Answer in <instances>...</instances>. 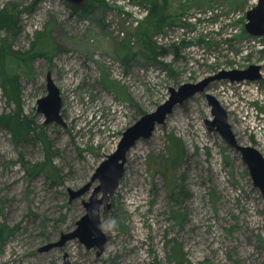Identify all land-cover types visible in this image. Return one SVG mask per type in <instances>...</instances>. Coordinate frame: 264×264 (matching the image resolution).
I'll return each instance as SVG.
<instances>
[{"label":"rangeland","instance_id":"obj_1","mask_svg":"<svg viewBox=\"0 0 264 264\" xmlns=\"http://www.w3.org/2000/svg\"><path fill=\"white\" fill-rule=\"evenodd\" d=\"M96 2L79 15L63 0H0V115L20 111L34 132L16 142L0 126V264H63L65 254L71 264H264V197L240 154L207 129L204 92L175 105L129 149L111 208L100 209V254L78 238L40 250L76 227L99 182L72 200L68 190L90 181L123 131L170 87L261 65L259 80H215L205 91L226 108L237 141L264 156V36L244 27L257 0ZM46 37L53 50L33 59V76L21 74L17 100H8L3 75L16 65L7 67L6 45L26 53ZM119 50L134 56L124 64ZM49 71L65 124H45L37 110ZM50 162L56 171L47 176Z\"/></svg>","mask_w":264,"mask_h":264},{"label":"water","instance_id":"obj_2","mask_svg":"<svg viewBox=\"0 0 264 264\" xmlns=\"http://www.w3.org/2000/svg\"><path fill=\"white\" fill-rule=\"evenodd\" d=\"M67 1L80 5L85 0ZM244 27L245 31L252 36H264V0H257L255 5L247 10ZM260 69L261 65L259 64H251L244 69H223L197 82L182 83L177 88L170 87L169 96L163 103L159 104L154 111L142 115L134 124L123 131L116 149L108 154L96 167L90 181L77 190H68L70 200H72L86 193L95 180L99 182L91 192L88 200H82L85 213L76 221V227L69 232L62 233L58 241L50 242L41 247L40 250L45 251L53 247L62 246L67 240L78 238L88 248L95 245L98 248L97 254H100L106 240V236L101 230L100 209L101 207L104 210L111 208L110 197L114 194L123 175L124 164L129 149L139 138L148 137L156 124L163 123L175 105L182 104L186 99L197 93L204 92L207 104L210 107L212 116L205 119L207 129L209 131H217L225 143L240 154L254 186L259 189L261 195L264 197L263 154L256 147L243 145L237 141L229 123L226 108L213 94L205 91L208 84L215 80L224 79L232 83L244 80H258L261 77ZM46 87L47 94L37 100V110L44 114L45 124L52 121L65 124L60 113L62 106L60 90L52 79L50 71L46 74ZM63 260V264H71L66 254Z\"/></svg>","mask_w":264,"mask_h":264},{"label":"trees","instance_id":"obj_3","mask_svg":"<svg viewBox=\"0 0 264 264\" xmlns=\"http://www.w3.org/2000/svg\"><path fill=\"white\" fill-rule=\"evenodd\" d=\"M67 6L69 7L70 11L72 14H79V15H86V14H92L95 10L96 7H98L100 4L98 2H96V0H85L82 4L78 5L75 4L73 2L67 1V0H63ZM7 17L2 15V23L7 21ZM15 21L10 22L7 25V32L9 34V36H14L16 33L15 28ZM44 36H46L44 34ZM44 36L42 38H44ZM40 39V40H44V39ZM44 45L42 46L41 50H30L26 53H21V52H17V51H13L10 48V43L6 45V65H12L15 64L16 65V69L14 70V72L11 74L7 71L4 72L3 75V80H2V85H3V89L4 92L6 94V97L8 100L10 101H16L17 100V93H16V86L18 83V78L19 76L22 74L24 75L27 79H31V77L33 76V68H32V64L31 62L33 61V59L37 56V55H46L49 51L51 52L53 50L54 45L49 41V39L43 41ZM124 55H122L121 50H119V58L123 61L124 64H127L132 57L134 56V54H130L127 51H123ZM9 65L7 67H9ZM6 67V68H7ZM104 86H106L107 88L109 87L107 84H105ZM0 126H2L3 128H6L11 136L13 137V139L16 142H21L23 140H25L27 137H29L30 135L34 134V132L32 131L31 128V123L30 121H28L26 118H24L21 114L20 111L17 112H13L12 114L9 115H0ZM36 138H40L43 143L44 138L42 137V134L40 133H36L35 134ZM171 163L170 164H174L176 162H178L179 157L177 156H173L171 157ZM55 169L54 166L52 165V163H48L46 166V170L45 173L47 176H51V173H55ZM3 232V230L0 231V234ZM4 237V236H3ZM2 237V240H3Z\"/></svg>","mask_w":264,"mask_h":264},{"label":"flooded vegetation","instance_id":"obj_4","mask_svg":"<svg viewBox=\"0 0 264 264\" xmlns=\"http://www.w3.org/2000/svg\"><path fill=\"white\" fill-rule=\"evenodd\" d=\"M261 70H262V66H261ZM261 70H260V71H261ZM261 73H262V72H261Z\"/></svg>","mask_w":264,"mask_h":264},{"label":"built area","instance_id":"obj_5","mask_svg":"<svg viewBox=\"0 0 264 264\" xmlns=\"http://www.w3.org/2000/svg\"><path fill=\"white\" fill-rule=\"evenodd\" d=\"M231 83V82H230ZM237 83H239V82H237Z\"/></svg>","mask_w":264,"mask_h":264}]
</instances>
